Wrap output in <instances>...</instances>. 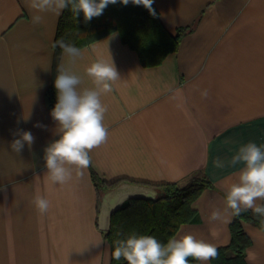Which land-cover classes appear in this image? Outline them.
I'll use <instances>...</instances> for the list:
<instances>
[{
  "label": "crops",
  "instance_id": "1",
  "mask_svg": "<svg viewBox=\"0 0 264 264\" xmlns=\"http://www.w3.org/2000/svg\"><path fill=\"white\" fill-rule=\"evenodd\" d=\"M152 5L170 33L190 28L161 64L142 66L117 31L78 48L75 60L60 53L57 67L80 77L78 91L94 87L84 70L98 56L111 55L121 76L101 97L108 109L106 142L90 152L82 177L73 168L72 179L61 185L48 179L43 159L45 147L59 137L45 92L61 14L36 13L26 0H0V264H109L110 248L98 226L102 195L122 182L182 188L199 172L213 186L201 191L192 203L193 221L173 237L191 233L216 248L229 244L233 215L224 212L226 189L241 168L232 158L249 142L264 148V0ZM36 14L43 17L39 24L32 22ZM21 131L35 139L17 153L10 145ZM90 168L101 180L117 182L99 199ZM36 196L50 202L47 213L37 211ZM216 209L224 219L211 221ZM242 225L252 241L246 264H264V230Z\"/></svg>",
  "mask_w": 264,
  "mask_h": 264
},
{
  "label": "clouds",
  "instance_id": "2",
  "mask_svg": "<svg viewBox=\"0 0 264 264\" xmlns=\"http://www.w3.org/2000/svg\"><path fill=\"white\" fill-rule=\"evenodd\" d=\"M127 5L129 0H119ZM153 0H131L135 5H143L154 14ZM117 0H26V6L36 13L52 12L61 14L65 9L72 11L77 18L82 12L85 22L103 14L109 4ZM41 15H33V24L42 22ZM64 54L73 60L80 56V50L63 41L57 42ZM85 73L91 78L94 87L80 91L77 86L81 79L78 75L63 66L57 67L54 86L57 90V102L51 110V117L57 123L59 137L51 141L44 149V163L48 179L56 184H66L72 179L73 168L76 175L82 177L84 169L91 163L90 152L106 142L108 130L104 125L107 106L101 97L113 91V85L121 76L112 60L98 56L86 68ZM201 95L207 97L204 90ZM29 115L25 116L27 120ZM35 127H44L37 122ZM34 136L30 131H21L19 138L11 142L14 152L20 153L25 144L31 147ZM217 167H222L217 160ZM231 163L241 165L238 179L230 183L226 189L224 212L239 215L242 211L252 210L255 215L264 217V148L249 142L239 148ZM3 186H0L2 190ZM40 214L47 213L50 202L41 196L33 199ZM224 219L219 209L213 210L211 221ZM218 255L217 248L203 239H197L191 233H185L178 238H170L162 244L154 236L131 234L119 240L114 246L111 257L115 260H125L127 264H189L188 258H194L206 264Z\"/></svg>",
  "mask_w": 264,
  "mask_h": 264
},
{
  "label": "trees",
  "instance_id": "3",
  "mask_svg": "<svg viewBox=\"0 0 264 264\" xmlns=\"http://www.w3.org/2000/svg\"><path fill=\"white\" fill-rule=\"evenodd\" d=\"M154 14L143 5L129 3L124 5L117 0L116 4H109L103 14L85 22L81 12L76 18L72 11L65 9L57 23L53 49V76L45 92V102L52 110L57 102V90L54 80L60 53L63 51L58 41L75 46L84 47L91 42L117 31L121 42L134 50L142 66H156L165 57L179 48L181 39L190 28L179 27L175 34L170 33L162 24L159 13L152 5ZM91 177L98 193L101 194L117 182L108 183L101 180L90 168ZM121 181V180H119ZM156 187L158 199H131L126 201L111 216V225L107 231H102L110 248L109 264H127L123 259L115 260L111 257L116 242L127 238L131 234L151 235L162 244L173 237L180 225L193 221L196 210L192 203L205 188L212 187V183L203 172L195 175L186 186L179 188L174 183L150 184ZM251 223L264 230V217L255 215L252 210L242 211L233 216L229 223L230 242L218 247V255L211 259L212 264H246L245 251L251 245L250 237L245 233L242 223ZM233 255L229 256L228 252ZM189 264H201L194 258H188Z\"/></svg>",
  "mask_w": 264,
  "mask_h": 264
},
{
  "label": "water",
  "instance_id": "4",
  "mask_svg": "<svg viewBox=\"0 0 264 264\" xmlns=\"http://www.w3.org/2000/svg\"><path fill=\"white\" fill-rule=\"evenodd\" d=\"M131 199H158V191L153 187L122 182L118 186L106 191L100 201L98 226L107 231L111 225V216L126 201Z\"/></svg>",
  "mask_w": 264,
  "mask_h": 264
}]
</instances>
